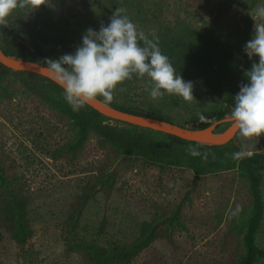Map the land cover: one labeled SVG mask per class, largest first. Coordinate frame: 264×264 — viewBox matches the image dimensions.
Masks as SVG:
<instances>
[{"label": "rangeland", "instance_id": "1", "mask_svg": "<svg viewBox=\"0 0 264 264\" xmlns=\"http://www.w3.org/2000/svg\"><path fill=\"white\" fill-rule=\"evenodd\" d=\"M258 7L264 0H49L32 13L11 15L0 24V39L17 24L36 43L38 60L59 59L123 8L159 45L185 40L205 53L224 48L251 67L243 49L255 20L261 22ZM193 85L191 101L168 94L154 100L149 78L133 75L114 99L145 109L173 98L167 117L174 124L213 123L227 107L224 96ZM51 91L32 73L0 78V264H119L128 254L131 264L241 263L254 214L241 166L197 174L187 164L127 156L95 132L82 140ZM235 139L249 155H264V136L248 140L238 132ZM260 179L264 200V165ZM256 243L264 249V218Z\"/></svg>", "mask_w": 264, "mask_h": 264}, {"label": "trees", "instance_id": "2", "mask_svg": "<svg viewBox=\"0 0 264 264\" xmlns=\"http://www.w3.org/2000/svg\"><path fill=\"white\" fill-rule=\"evenodd\" d=\"M7 31V38L5 41L0 39V44L8 56L44 64V62L37 59L36 51L38 47L24 29L17 24H12ZM159 47L162 53L168 56L178 75L181 74L186 81H191L195 85L210 87L217 92L220 91V94L225 98L227 107L214 116L215 121L213 123H208L207 120L193 121L190 124L199 123V126L193 129H206L222 119L229 118L234 107V96L239 92L241 84L247 83L244 70L250 67L242 65L236 54L224 48L211 49L205 53L185 40H172L161 43ZM0 66V78L6 73L12 72L2 64ZM33 75L39 78L40 81L51 84L54 104L81 128L82 140H86L90 132H95L104 140L118 147L127 156L142 157L149 161L162 162L170 166L187 164L197 174H203L210 168L213 170H230L241 166L250 185L254 214L244 237L246 254L240 264H257L259 260H264V249L256 243V235L264 218V200L260 179V170L264 165V155L255 153L252 156L248 154L240 159H234L233 153L245 151L236 139L226 145H207L185 141L150 129H145L143 132L132 131L120 127L118 124L136 129H140V127L118 121L111 124L109 122L113 120L103 116L87 104L78 111H74L65 101L63 91L57 84L42 76ZM226 87L228 88L226 89ZM114 92L116 91H113V100L106 102L114 108L174 124L167 116L176 107L177 99L175 101L173 98H165L162 99L161 103H151L148 108L144 109L129 105L127 101H124V104L118 103V100L114 99ZM100 99L103 100V98ZM178 125L186 127L183 124ZM225 125H221L218 129ZM190 148L199 150L202 155L197 157L189 155ZM119 264H131V254H128L126 259H123Z\"/></svg>", "mask_w": 264, "mask_h": 264}, {"label": "clouds", "instance_id": "3", "mask_svg": "<svg viewBox=\"0 0 264 264\" xmlns=\"http://www.w3.org/2000/svg\"><path fill=\"white\" fill-rule=\"evenodd\" d=\"M48 3L49 0H0V24H6L19 10L32 13ZM256 15L261 22L253 18V34L243 49L253 62L244 70L247 83L241 84L234 96L230 113L232 123L248 140L264 136V7H258ZM43 66L74 111L98 98L111 102L113 91L133 75L149 78L151 87L147 91L154 100L165 94L179 96L184 101L194 98L193 82L176 73L168 56L162 53L158 40L149 39L139 31L123 8L116 9L99 31L89 28L73 53L55 60L47 59ZM248 154L240 151L232 155L240 159ZM189 155L197 157L202 153L190 148Z\"/></svg>", "mask_w": 264, "mask_h": 264}, {"label": "water", "instance_id": "4", "mask_svg": "<svg viewBox=\"0 0 264 264\" xmlns=\"http://www.w3.org/2000/svg\"><path fill=\"white\" fill-rule=\"evenodd\" d=\"M0 64L12 71L33 73L53 82L48 73L44 71V66L42 64L30 60H21L8 56L2 49L1 44ZM87 105L113 121L126 123L144 129H150L156 132H161L178 137L185 141L201 144L226 145L233 141L239 132V129L234 126L230 117L222 119L206 129H193L160 119L127 113L114 108L100 98H98L95 102ZM224 124H229V127L224 131H219L218 128Z\"/></svg>", "mask_w": 264, "mask_h": 264}]
</instances>
